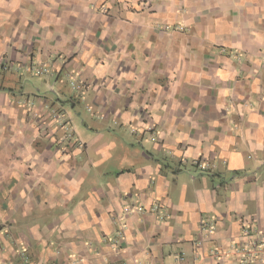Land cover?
<instances>
[{"label":"crops","instance_id":"1","mask_svg":"<svg viewBox=\"0 0 264 264\" xmlns=\"http://www.w3.org/2000/svg\"><path fill=\"white\" fill-rule=\"evenodd\" d=\"M81 102L146 153L66 142ZM10 218L0 264H264V0H0Z\"/></svg>","mask_w":264,"mask_h":264},{"label":"rangeland","instance_id":"2","mask_svg":"<svg viewBox=\"0 0 264 264\" xmlns=\"http://www.w3.org/2000/svg\"><path fill=\"white\" fill-rule=\"evenodd\" d=\"M173 28L174 26L168 25L169 30H172ZM73 81H76V80L73 79ZM37 83H38V80H37ZM77 84L79 85V83ZM83 85H80V88L81 87L83 88ZM66 107L68 110V114L64 115V119H65L64 123H66V127L64 130V138L66 142L74 141V139L78 140V138H75L76 133H73V131L70 129V126L72 125L71 121L73 119L77 121V123L74 125H77V131L79 133V134L77 133V135L79 136V138H81L82 142L87 143L92 137H95L98 132L94 131L96 127L91 124V118H92V119H96L97 122L101 123L100 132H102V134L104 135L102 138V142L111 143V141H116L117 145H119L118 146L119 151L113 154L115 158H126V156L142 155L146 153L142 145L146 146V140L150 137H148L149 135L148 133L145 136L142 135V133L140 132V127L137 126L136 122L133 123L132 125L131 124L128 125L127 134L129 136H127L126 132H123V133L120 132L119 125H117L113 121L112 122L107 121L106 119H104V115H101L102 117H100L98 115V111H96L94 107L87 106L86 103H83V102L80 103L77 109L78 112L72 109L68 104H66ZM89 107H91L92 109L89 110ZM84 120L89 124L88 127L84 125ZM126 137L128 138L129 143L134 144V146L126 145L127 144ZM151 139L152 140H151L150 145L147 144V146L152 153H156L155 149L149 147L153 144V141L155 138L152 136ZM123 144L125 146H122ZM166 154H167V157L169 158L172 157V153H166ZM94 156L98 158L100 157V155H97V154H95ZM110 166L111 164H109L108 162H106L105 164H102L98 169L99 173H103L105 171L104 169H108L110 168ZM13 219L14 218H10L4 221L0 220V240L1 239L3 240L6 238L8 241H10L9 240L11 239V237L9 236L10 235V225ZM11 230L16 231V229H14L13 227ZM21 262L25 264L26 257H23L21 259Z\"/></svg>","mask_w":264,"mask_h":264},{"label":"built area","instance_id":"3","mask_svg":"<svg viewBox=\"0 0 264 264\" xmlns=\"http://www.w3.org/2000/svg\"><path fill=\"white\" fill-rule=\"evenodd\" d=\"M71 85L73 88H80V85L76 83V81H71ZM92 109L89 107V110ZM99 115V113H98ZM102 117L101 115H99ZM244 234L246 237H248V242L245 245L248 247L249 252L251 253L250 256H257L259 255L260 251H264V235L260 232H256L255 230L253 231L252 229H249V227L244 228ZM116 264H129L127 262H121V263H116Z\"/></svg>","mask_w":264,"mask_h":264}]
</instances>
